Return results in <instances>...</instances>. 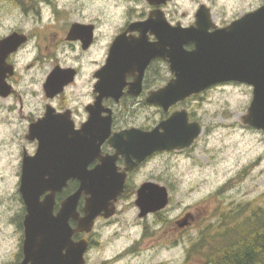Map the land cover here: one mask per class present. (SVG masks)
Here are the masks:
<instances>
[{"label": "water", "instance_id": "1", "mask_svg": "<svg viewBox=\"0 0 264 264\" xmlns=\"http://www.w3.org/2000/svg\"><path fill=\"white\" fill-rule=\"evenodd\" d=\"M166 1L169 0H155V3ZM149 22L144 24L147 26ZM154 24L152 32L157 42L149 48L145 47V40H127L124 35L114 41L107 66L97 75V107L102 97L118 102L128 76L134 78L128 93L138 95L146 66L152 59H162L169 64L173 78L150 94L149 103L167 112L179 102L215 85L245 84L252 87V101L242 122L264 132V0L259 9L224 28H216L204 5L195 14L194 26L187 29L169 28L158 12ZM132 27L128 31L131 32ZM189 44L193 49L186 51L184 47ZM15 48L13 38L0 42V94L3 97L8 96L9 90L4 82L2 63ZM108 113L101 118L99 110L93 107L91 120L70 136L67 129L60 128L58 137H40L36 133L37 125L30 128V139L38 140L39 150L34 157L23 158L22 163L19 193L27 215L21 264H84L88 242H71L69 219L77 222L73 233H90L97 218L107 220L115 214V203L124 191L127 172L156 153L190 148L202 132L199 123H189L186 111H179L150 132L132 129L110 137V110ZM106 140L115 154L102 158L100 147ZM117 157L125 159L126 168L122 173H117ZM96 159L99 164L89 170L88 166ZM45 176L48 179L43 178ZM70 178L77 180L79 186L61 203L54 217L56 194L66 187ZM82 197L84 216L80 218L77 208ZM168 203V191L159 184L146 182L136 191L135 205L140 219L163 211ZM186 221L187 218L179 227ZM63 250L66 251L64 256Z\"/></svg>", "mask_w": 264, "mask_h": 264}, {"label": "flooded vegetation", "instance_id": "2", "mask_svg": "<svg viewBox=\"0 0 264 264\" xmlns=\"http://www.w3.org/2000/svg\"><path fill=\"white\" fill-rule=\"evenodd\" d=\"M0 1L12 6L17 12V17L6 20L4 26L6 31L0 36V42L6 38H13L16 46L14 51L6 55L2 63L4 82L9 93L7 97L0 94V103L1 107L7 106L8 117L4 119L8 128L13 131L14 136L22 138L20 174L23 158L34 157L39 150L38 140L30 139V128L33 125H37L36 133L40 137H58L60 128L67 129V136L74 135L91 120V111L95 107L99 110L101 118L107 117L110 110L112 122L110 137L132 129L146 133L156 127V108L162 112L161 118H167L179 106L198 97L193 96L178 103L167 112L147 101L151 93L161 88L156 85L160 68L166 70L171 80L169 64L162 59H152L148 63L143 73L141 89L136 96L128 93L129 85L134 81L132 76H128L119 101L102 97L97 107L99 94L95 87L99 82L97 75L106 68L110 50L118 37L124 35L127 40L142 39L143 42L145 40V47L149 48L157 42L152 32L157 12L166 26L183 30L194 26L195 14L199 7L204 5L201 2H196L194 15L185 18L183 22L181 16L185 14L176 15L179 7L177 0H169L158 5L155 0L154 3L147 0H122L121 4L127 6L126 17L117 22L107 17V0ZM262 5L263 0L258 2L256 9ZM146 21H150L147 26L144 24ZM27 24L29 27L26 26ZM227 24H215V26L223 28ZM131 26L133 27L130 32L128 29ZM184 49L190 51L193 46L189 44ZM28 53L32 55V62L26 66V69L39 66L40 70L37 89L27 87L22 89L19 85L22 81L19 70L22 54ZM135 76H138L137 72ZM189 121H192L190 115ZM15 123H19V128ZM114 154L115 150L106 140L100 147V157H112ZM156 155L147 158L126 173L124 191L115 203V214L112 217L117 213L121 196L127 191L130 179L143 170ZM98 164L99 160L96 159L88 169ZM115 165L117 173H122L126 168L125 159L117 157ZM43 178L48 179L46 176ZM146 182L154 183L152 180H147L141 185ZM78 186L79 182L70 178L66 187L56 194L54 217L59 212L61 203L74 193ZM136 191L133 190L132 193L135 199ZM18 204L20 205L18 210L6 208L0 211V264H21L24 260V222L27 212L21 197ZM83 205L82 197L77 208L80 218L84 216ZM188 217L191 219L189 215ZM98 220L110 221L98 218L95 223ZM67 225L72 234L70 238L72 243L87 240L88 247L83 259L84 264H89L92 232L73 233L77 228L74 219H69ZM68 243H70L69 239ZM65 254L66 251L63 250L62 255Z\"/></svg>", "mask_w": 264, "mask_h": 264}, {"label": "rangeland", "instance_id": "3", "mask_svg": "<svg viewBox=\"0 0 264 264\" xmlns=\"http://www.w3.org/2000/svg\"><path fill=\"white\" fill-rule=\"evenodd\" d=\"M259 1L177 0L176 15L185 14L181 16L184 22L194 15L196 2H201L210 9L213 23L229 24L254 11ZM107 2L108 19L119 22L126 17L127 6L121 4L122 0ZM15 17L16 10L0 1V36L6 31V20ZM22 55L19 85L37 89L39 66L27 70L32 55ZM169 80V74L160 68L157 87ZM251 101V87L225 83L177 108L185 109L191 122L201 125L200 136L189 149L157 154L130 179L116 215L108 222L98 220L93 227L89 264H196V258L187 259L188 240L204 221H214L212 215L219 208L264 201V133L242 122ZM6 113L7 106L0 103V211L20 207L22 138L8 128ZM161 117L162 112L156 108V125L166 119ZM15 124L19 128V123ZM147 180L167 188L169 203L163 211L139 219L132 193ZM188 215L191 219L179 227Z\"/></svg>", "mask_w": 264, "mask_h": 264}, {"label": "trees", "instance_id": "4", "mask_svg": "<svg viewBox=\"0 0 264 264\" xmlns=\"http://www.w3.org/2000/svg\"><path fill=\"white\" fill-rule=\"evenodd\" d=\"M189 238L187 259L196 264H264V201L219 208Z\"/></svg>", "mask_w": 264, "mask_h": 264}]
</instances>
